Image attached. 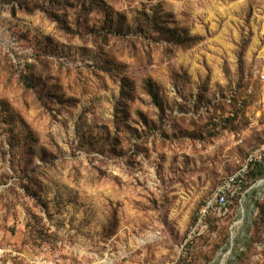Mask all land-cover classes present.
Masks as SVG:
<instances>
[{"label":"rangeland","instance_id":"1","mask_svg":"<svg viewBox=\"0 0 264 264\" xmlns=\"http://www.w3.org/2000/svg\"><path fill=\"white\" fill-rule=\"evenodd\" d=\"M263 149L264 0H0V264H264Z\"/></svg>","mask_w":264,"mask_h":264},{"label":"built area","instance_id":"2","mask_svg":"<svg viewBox=\"0 0 264 264\" xmlns=\"http://www.w3.org/2000/svg\"><path fill=\"white\" fill-rule=\"evenodd\" d=\"M264 156V149L257 158L251 157L245 165L232 175L228 176L219 184L216 189L208 196L200 208L194 227L188 233L185 245L201 234V230L206 228V222L209 218H219L228 213L236 206V202H241L247 192L246 185L249 172L256 168Z\"/></svg>","mask_w":264,"mask_h":264},{"label":"trees","instance_id":"3","mask_svg":"<svg viewBox=\"0 0 264 264\" xmlns=\"http://www.w3.org/2000/svg\"><path fill=\"white\" fill-rule=\"evenodd\" d=\"M257 168H259V166H257ZM253 170V169H252ZM251 170V171H252ZM257 170V169H256ZM251 171L249 172V174L251 173ZM249 174H248V176H247V178H248V181H249ZM248 187V185H246V188ZM238 204V201L236 202V205ZM215 219H217V218H209L208 220H207V222H206V226L208 227V223H209V221H211V220H215ZM196 223V222H195ZM206 227V228H207ZM205 230V229H204Z\"/></svg>","mask_w":264,"mask_h":264}]
</instances>
